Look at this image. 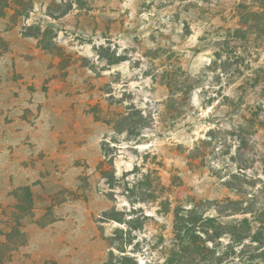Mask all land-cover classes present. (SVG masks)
<instances>
[{"label":"rangeland","instance_id":"1","mask_svg":"<svg viewBox=\"0 0 264 264\" xmlns=\"http://www.w3.org/2000/svg\"><path fill=\"white\" fill-rule=\"evenodd\" d=\"M3 57L0 264H104L114 204L138 220L126 249L138 264L169 258L163 198L264 228V0H0ZM134 109L145 127L115 133ZM104 138L115 157L101 166ZM147 171L162 195L130 204L126 184ZM230 243L215 242L221 264H255Z\"/></svg>","mask_w":264,"mask_h":264},{"label":"trees","instance_id":"2","mask_svg":"<svg viewBox=\"0 0 264 264\" xmlns=\"http://www.w3.org/2000/svg\"><path fill=\"white\" fill-rule=\"evenodd\" d=\"M244 18V15H242ZM38 39L37 35H33ZM117 60V59H116ZM133 108V107H132ZM96 120H98L95 117ZM145 127V120L140 110L134 109L133 112H127L123 114L120 119L113 124V130L117 134L126 133L129 135L136 134L137 130H141ZM139 135V133H138ZM110 143H115V140L106 141L104 138L101 144V151L104 160L100 165L113 163L115 154L114 147H110ZM114 148V149H113ZM102 178L106 181V184L111 190L118 186L119 179L116 178L114 171L106 169H100ZM154 174V179H151V175ZM155 181V187H153V181ZM164 187L161 185L159 177L155 171H147L137 176L136 180L128 187L125 186V190L128 192L126 199L130 204L145 201H155L162 195ZM26 192V199L31 204L32 198L28 187L24 188ZM147 190V191H146ZM144 193H138V192ZM137 192V193H135ZM131 193V195H130ZM134 193V194H133ZM142 195L144 197H142ZM114 195L111 194L110 200L115 201ZM188 204H178L171 209L170 202L167 198L159 201L162 214H168L172 212V246L170 249V255L166 264H183V263H208V264H221L224 263L226 256L225 252H220L215 242L219 240L223 235L230 237L231 243L228 244V248L232 251L233 259L240 263H255L257 260L264 263V228L253 227L248 218H242L230 223H220L214 217H206L204 210L211 208L210 202H205L207 207H204V203H196L195 201H189ZM236 205V202L230 203ZM217 205V211L219 205ZM210 206V207H209ZM232 215L241 213H249L246 211H240L239 208L229 207ZM220 212V211H218ZM101 222L117 223L121 227H116L113 230L111 236L107 238L109 245L108 258L104 264H138L135 257L127 254V247L132 245L133 237L131 235L132 230H135V222L129 212L120 211L114 204L110 209L105 210L101 214ZM250 240L253 251L248 252L247 257H243L241 254L246 252L244 242ZM236 246H242L238 253H235L234 248ZM247 253V252H246ZM240 255V256H239ZM244 260V261H243Z\"/></svg>","mask_w":264,"mask_h":264},{"label":"crops","instance_id":"3","mask_svg":"<svg viewBox=\"0 0 264 264\" xmlns=\"http://www.w3.org/2000/svg\"><path fill=\"white\" fill-rule=\"evenodd\" d=\"M3 65H5V62H4V57H3V59H2V58H0V66H3Z\"/></svg>","mask_w":264,"mask_h":264}]
</instances>
